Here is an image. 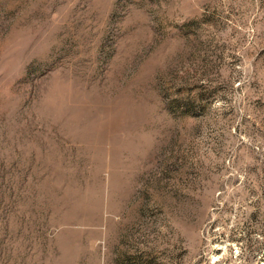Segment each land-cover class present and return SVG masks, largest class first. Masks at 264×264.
I'll use <instances>...</instances> for the list:
<instances>
[{"label":"rangeland","instance_id":"1","mask_svg":"<svg viewBox=\"0 0 264 264\" xmlns=\"http://www.w3.org/2000/svg\"><path fill=\"white\" fill-rule=\"evenodd\" d=\"M0 264H264V0H0Z\"/></svg>","mask_w":264,"mask_h":264}]
</instances>
